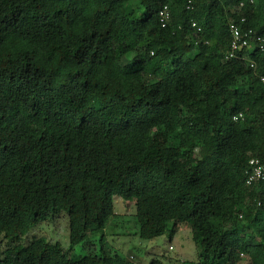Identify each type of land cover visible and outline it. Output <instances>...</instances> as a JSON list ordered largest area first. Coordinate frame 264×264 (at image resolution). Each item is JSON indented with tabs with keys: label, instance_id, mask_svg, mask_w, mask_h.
I'll use <instances>...</instances> for the list:
<instances>
[{
	"label": "trees",
	"instance_id": "1",
	"mask_svg": "<svg viewBox=\"0 0 264 264\" xmlns=\"http://www.w3.org/2000/svg\"><path fill=\"white\" fill-rule=\"evenodd\" d=\"M130 1L0 0V264H135L90 239L115 195L141 239L190 229L198 258L178 264H264V180L246 183L264 160V0ZM232 22L249 45L228 58ZM60 213L69 248L93 250L22 242Z\"/></svg>",
	"mask_w": 264,
	"mask_h": 264
},
{
	"label": "rangeland",
	"instance_id": "2",
	"mask_svg": "<svg viewBox=\"0 0 264 264\" xmlns=\"http://www.w3.org/2000/svg\"><path fill=\"white\" fill-rule=\"evenodd\" d=\"M130 3L134 7L138 5L137 0H131ZM132 55L128 53L123 61H129ZM113 199L116 216L112 217L113 220L111 218L112 223L90 237L95 242L96 253L104 247L123 256L129 255L135 264H151L153 259L157 260L158 264H178L181 260L198 258L197 245L192 240L190 229L181 227L172 237L165 233L153 239H141L136 234L134 205L127 206L117 195ZM32 236H43L48 241L59 242L64 249H68L70 256L87 254L93 250V247L84 246L83 243L69 248L68 223L64 213L49 216L46 220L39 222L21 240L26 242Z\"/></svg>",
	"mask_w": 264,
	"mask_h": 264
},
{
	"label": "built area",
	"instance_id": "3",
	"mask_svg": "<svg viewBox=\"0 0 264 264\" xmlns=\"http://www.w3.org/2000/svg\"><path fill=\"white\" fill-rule=\"evenodd\" d=\"M242 5V3H240ZM171 17V12L167 4L162 5L158 10V21L162 27L166 26ZM244 17H241L240 23L244 22ZM240 23L232 22L229 25V50L226 57L234 58L239 53H246L248 48V35L250 30H245ZM192 27H195L197 31H202L201 27L194 21L191 23ZM249 60V59H248ZM249 65L252 66V62L249 60ZM261 81L264 83V76H261ZM242 117V113H238L233 116V119ZM250 169L247 171L246 183L251 184L254 181L264 180V160L251 158L249 161Z\"/></svg>",
	"mask_w": 264,
	"mask_h": 264
}]
</instances>
